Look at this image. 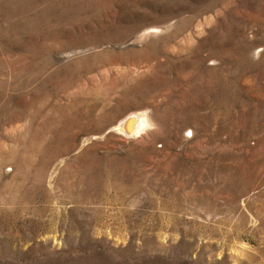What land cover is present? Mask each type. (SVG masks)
Segmentation results:
<instances>
[{
	"label": "rangeland",
	"instance_id": "rangeland-1",
	"mask_svg": "<svg viewBox=\"0 0 264 264\" xmlns=\"http://www.w3.org/2000/svg\"><path fill=\"white\" fill-rule=\"evenodd\" d=\"M0 264H264V0H0Z\"/></svg>",
	"mask_w": 264,
	"mask_h": 264
},
{
	"label": "bare ground",
	"instance_id": "bare-ground-1",
	"mask_svg": "<svg viewBox=\"0 0 264 264\" xmlns=\"http://www.w3.org/2000/svg\"><path fill=\"white\" fill-rule=\"evenodd\" d=\"M142 123H143V121H142ZM137 127H139V126L137 124H135V122L132 120V118L127 119L126 121L122 122L120 125V129H122L124 132H126L128 134L132 133V131L134 129H136Z\"/></svg>",
	"mask_w": 264,
	"mask_h": 264
}]
</instances>
